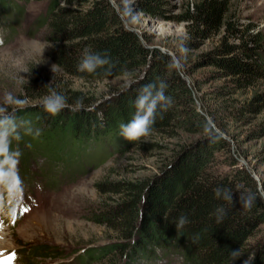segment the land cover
Here are the masks:
<instances>
[{
	"label": "trees",
	"instance_id": "1",
	"mask_svg": "<svg viewBox=\"0 0 264 264\" xmlns=\"http://www.w3.org/2000/svg\"><path fill=\"white\" fill-rule=\"evenodd\" d=\"M51 2L44 19L47 39L52 43L49 57L62 70L54 73L53 69L32 65L34 83L27 84L19 98L26 103L6 106L9 111L15 110L18 119L37 124L43 140H48L55 130L71 133L77 139L116 136L120 123H126L135 112L138 90L157 79L167 84L166 95L172 99L163 118L157 116L148 141H124L128 148L159 150L161 171L154 176L114 180L106 177L96 182L101 192L119 195L115 202H107L95 212L94 218L118 231L120 240L95 248L97 255L91 249V257L105 259L106 264H133L135 259L154 255L160 248L165 254L179 253L184 264H244L245 260L248 264H264V236L253 240L264 223L259 182L232 154L227 137L235 138L230 119L249 123V114L264 111V91L256 90L244 98L234 96L249 92L255 81L264 77V36L260 29L242 23L240 27L236 19L232 20L231 0H195L188 6L182 16L193 22L189 32L192 36L186 42L197 45L198 36L218 35L216 45L201 53L200 58L204 65L219 68L215 78L226 79L214 88L216 99L205 101L198 108L195 91L183 73L187 69L182 71L183 67L168 51L147 44L121 18L111 1L67 0L66 5L58 0ZM163 2L145 0V7L158 14L163 11ZM235 32L242 34L236 42ZM86 50L107 52L111 65L92 74L78 71L77 64ZM186 63L183 58L182 64ZM107 68L111 70L106 71ZM125 76L130 82L100 103H95L97 94L91 90L85 93L72 82L73 77L97 81ZM47 84L65 95L69 105L82 97L83 107L79 111L65 108L58 115L49 114L40 106L48 94ZM231 108L238 112L225 113ZM183 131L201 136L175 142L170 153L162 155L166 143L157 137L182 138ZM261 131L264 132V121L253 133ZM62 141L64 138H55L49 151L56 153V144ZM36 143L32 141L29 148ZM127 147L119 148L120 152ZM221 154H226V159ZM221 162L231 167L219 169ZM217 186L230 189L233 199L217 198L213 191ZM241 195L253 198L250 207L241 205ZM221 206L227 215L217 224L214 213ZM181 213L187 214L190 223L178 233L175 222ZM238 249L241 257L233 262L231 250Z\"/></svg>",
	"mask_w": 264,
	"mask_h": 264
},
{
	"label": "rangeland",
	"instance_id": "2",
	"mask_svg": "<svg viewBox=\"0 0 264 264\" xmlns=\"http://www.w3.org/2000/svg\"><path fill=\"white\" fill-rule=\"evenodd\" d=\"M51 1L0 0V107L8 106L4 103L6 93L20 98L27 84L33 85L32 65L53 69L55 64L56 70H62L49 57L52 43L47 39L44 19ZM109 1L147 44L168 51L176 57L182 71L187 69L183 73L195 91L198 108H202L203 102L216 99L214 88L226 79L215 78L219 68L204 65L200 56L216 45L218 35L198 36L197 45L186 42L192 36L189 32L193 21L182 15L195 0H164L163 11L158 14L147 10L145 0ZM58 2L62 5L68 3L67 0ZM230 13L240 27L241 23L251 24L264 36V0H231ZM239 35L241 32H235V42ZM182 48H187V52H182ZM183 58L187 61L185 65L182 64ZM72 82L85 93L91 90L97 94L95 103H100L130 79L125 76L85 81L73 77ZM250 89L234 96L244 98L256 90L264 91V77L256 80ZM34 102L30 101L31 104ZM231 112L238 111L231 108L225 113ZM247 118L252 121L245 123L239 118L230 119L229 127L235 132V138L227 137L231 141L232 154L259 182L264 200V132L253 133L254 129L262 127L264 111L249 114ZM29 126L33 129L31 134L26 132L25 125L18 130L17 136L11 138L9 153L18 155L0 154V222L3 223L0 224V254L6 258L15 253L17 264H106L105 259L91 257L90 250L94 249V255H97L95 248L117 242L120 237L114 228L96 221L94 213L99 212L105 203L115 202L119 195L101 192L96 182L106 177L114 180L154 176L161 171L160 151L126 146L127 151L120 152L119 148H126V140L119 133L77 139L71 133L55 130L52 137L43 140L41 135L35 134L39 126ZM181 135L182 138L176 139L157 137L166 143L161 154L168 155L175 142L201 136L184 131ZM55 138H64V141L55 143L57 152L52 153L49 150ZM32 141L37 143L29 148ZM225 155L221 158L226 159ZM218 166L219 169L231 167L224 162ZM260 236H264V223L253 240ZM161 253L162 250L156 248L154 255H142L144 258L135 259L133 264H184L179 253Z\"/></svg>",
	"mask_w": 264,
	"mask_h": 264
},
{
	"label": "clouds",
	"instance_id": "3",
	"mask_svg": "<svg viewBox=\"0 0 264 264\" xmlns=\"http://www.w3.org/2000/svg\"><path fill=\"white\" fill-rule=\"evenodd\" d=\"M182 52L186 53L187 48H182ZM111 58L107 52H89L85 51L81 60L77 64V70L80 72L96 73L98 69L105 68V66L111 65ZM55 65V64H54ZM53 65V72L56 69ZM110 71V68L105 69ZM48 87V94L42 98L41 107L51 115H58L65 108H71L73 111H79L83 107V98H77L72 105H69L68 98L62 93L58 92L54 88ZM167 84L163 80H155L144 84L139 90L135 98V112L131 119L126 123H120L119 135L127 141H148V138L152 135L153 125L157 120V116L163 118V114L168 110L172 104L170 96L166 95ZM5 105H19L23 106L26 101L14 97L11 93H6L4 97ZM25 125L27 127H25ZM30 121H24L18 119L15 110L9 111L6 107H0V154H10L9 145L11 138L18 135V130L25 127L28 134L33 132V129L29 126ZM36 135L40 134V130H36ZM18 155V153L10 154ZM214 193L217 198H223L224 200L231 201L233 194L230 189L217 186ZM253 198H247L244 195L240 197V203L243 207L248 208L251 206ZM216 223L221 224L227 215L225 208L218 207L214 213ZM166 219V217H165ZM190 223L187 214L181 213L177 218L175 225L177 232L184 228L185 225ZM195 242V239L193 240ZM231 256L233 262L241 257L240 250H231ZM244 264H248L245 260Z\"/></svg>",
	"mask_w": 264,
	"mask_h": 264
},
{
	"label": "snow or ice",
	"instance_id": "4",
	"mask_svg": "<svg viewBox=\"0 0 264 264\" xmlns=\"http://www.w3.org/2000/svg\"><path fill=\"white\" fill-rule=\"evenodd\" d=\"M15 253H12L10 256L4 258L2 264H11V261L14 260Z\"/></svg>",
	"mask_w": 264,
	"mask_h": 264
}]
</instances>
